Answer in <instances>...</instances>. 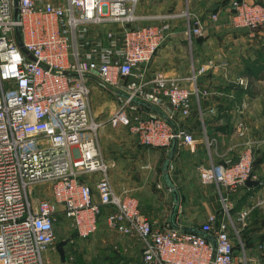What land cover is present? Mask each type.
I'll list each match as a JSON object with an SVG mask.
<instances>
[{
    "label": "built area",
    "instance_id": "2783aa9c",
    "mask_svg": "<svg viewBox=\"0 0 264 264\" xmlns=\"http://www.w3.org/2000/svg\"><path fill=\"white\" fill-rule=\"evenodd\" d=\"M138 5L139 0H0V264H46L59 219L71 220L85 240L99 229L103 209L109 230L143 243L142 264H260L244 244L238 252L232 237L250 210L237 219L230 213V196L253 179L251 140L236 162L200 171L204 186L219 189L225 212L209 214L199 233L152 222L136 198H121L113 189L91 85L119 97L111 123H129L141 146L169 154L175 138L181 146L193 145L194 135L176 119L190 118L194 99L200 102L208 92L195 73L170 77L151 64L180 32L177 24L184 23L181 33L192 41L204 38L220 17L189 8L145 17ZM228 11L235 30L264 26V0H232ZM17 26L34 59L20 48ZM232 82L250 89L246 77ZM48 185L49 196H35V187ZM258 248L264 254V246Z\"/></svg>",
    "mask_w": 264,
    "mask_h": 264
},
{
    "label": "crops",
    "instance_id": "0c3cea01",
    "mask_svg": "<svg viewBox=\"0 0 264 264\" xmlns=\"http://www.w3.org/2000/svg\"><path fill=\"white\" fill-rule=\"evenodd\" d=\"M231 1L139 0L138 13L151 17L188 8L195 14L219 13V21L204 38L189 41L181 33L184 23L177 24L180 32L161 47L151 64L153 71H163L170 77L188 79L195 73L200 80L199 87L208 92V96L201 98L200 102L194 99L190 118L176 119L195 137V143L191 146L178 144L169 168L171 180L180 196L176 223L181 227L198 230L202 223L199 226L194 224L199 218L218 212L206 192L199 193L188 187V176L196 175L200 180L203 168L228 161L236 162L247 140H251L255 149L252 180L258 182V185L246 186L232 194L230 213L237 219L240 211L250 210L242 224V228L247 229L245 237L251 241L256 238L254 240L264 244V78L255 81L253 97L232 82L236 77L248 78V65L257 58H264V26L254 31L232 28L228 11ZM214 6L218 8L212 11ZM184 58H192V71L183 69ZM255 75L258 78L261 73L256 72ZM102 142L105 145L102 155L109 165L108 176L115 193L121 198H136L141 211L152 222L158 225L170 224L174 196L164 180L163 172L161 175L157 173L158 153L149 154L145 148H136L137 158L132 159L131 154L126 156L117 148L114 153H108V142ZM158 150L167 156L163 149ZM196 195L200 202L194 201ZM200 207L202 212L193 213V210ZM107 230L108 234L114 233L117 236L108 239L114 245L115 254L120 257L115 264H142L143 243L139 239ZM100 238L102 242L107 241L106 234ZM257 244H252L250 248V255L254 258L263 254L255 247ZM257 259L260 261L262 258ZM260 264H264V258Z\"/></svg>",
    "mask_w": 264,
    "mask_h": 264
},
{
    "label": "rangeland",
    "instance_id": "374dc122",
    "mask_svg": "<svg viewBox=\"0 0 264 264\" xmlns=\"http://www.w3.org/2000/svg\"><path fill=\"white\" fill-rule=\"evenodd\" d=\"M156 58L153 59L152 63ZM192 58H184L183 69H188L192 71L194 68L191 65ZM200 83V80L198 81ZM199 85V84H198ZM93 89L92 94V106H93V116L96 120L102 123L101 133L99 137V143L101 147V151L105 150V145L103 144V140H106L107 146L106 150L108 153H114L116 148L117 150H121L125 153V155H132V159L137 158L136 152L138 150L136 148H145V151L149 154L158 153V163H157V173L161 175L162 166L169 154H164L163 151L157 149L143 147L138 144L135 139L132 137L129 129V123H125L117 126H113L111 123L112 116L117 112L118 108L121 105V100L117 95L113 93V90L110 88H98L95 85H91ZM201 89V88H200ZM251 89V88H250ZM104 147V148H103ZM103 148V149H102ZM255 154V149H254ZM189 186L194 189L196 192H206L210 201L215 203V206L219 213H224L225 208L221 201V197L219 194V189L215 185L204 186L196 175H189ZM35 196L42 197L47 194L49 196L50 189L48 186H37L34 188ZM185 191V190H183ZM194 201L200 202L199 196H195ZM202 212V207L196 210H193V213L197 214ZM200 220L196 222L194 225L199 226L204 222L205 218H199ZM106 218L102 215L99 219V229L95 234L91 237L83 240L80 239L76 233L75 229L72 226V221L64 218L59 219L55 226L56 230V244L51 248L47 253L44 254V258L46 264H115L120 259L118 254H115L114 245L111 241H108L110 238L117 237L114 233L108 234V230L106 228ZM238 227V235L236 232H232V237L236 243L237 247H240L241 243L245 245L246 249L250 253V248L252 244H257L255 247H259L263 242H258V240H248L245 237L246 228H242V225H237ZM240 229V230H239ZM106 234L107 241L102 242L101 236ZM70 240V243L66 246V254L67 261L65 263L61 262V258L59 253L57 252V245L63 240ZM239 249L237 251L239 252ZM251 254V253H250ZM252 256V255H251ZM253 257V256H252ZM264 258V254L256 256V258ZM260 260V262L262 261Z\"/></svg>",
    "mask_w": 264,
    "mask_h": 264
},
{
    "label": "water",
    "instance_id": "95a60500",
    "mask_svg": "<svg viewBox=\"0 0 264 264\" xmlns=\"http://www.w3.org/2000/svg\"><path fill=\"white\" fill-rule=\"evenodd\" d=\"M217 8H218V6H214L211 10L215 11ZM19 19H20L19 18V9H18V7H16V9H15V21L19 22ZM16 35H17V40H18V44H19L20 48L27 55H29L31 59H34L33 56L23 46L22 38H21V30H20L19 26L16 27ZM138 104L146 106L147 108L156 111L162 117H164L166 120H168L167 117L159 109L153 107L152 105L143 104L141 102H138ZM177 147H178V139L175 138L174 141H173L172 148L170 150L169 156H168V158L166 159V161L164 162V164L162 166V172H163L164 180H165L167 186L172 191V194L174 196V205H173V208H172V213H171V218H170V225H171V227H173L174 229H177V230H181V231H185V232L199 233V231L196 230V229L181 227V226H179L176 223V217H177V212H178L179 203H180V196H179V193H178L177 189L175 188L174 183L171 180V177H170V174H169V168H170L171 162L173 161L174 156L176 154ZM257 185H258V182L253 181L252 179H249L246 182V186L247 187H257ZM69 243H70L69 239L68 240H63L56 247L57 252L60 255L62 263H65L67 261L66 246Z\"/></svg>",
    "mask_w": 264,
    "mask_h": 264
},
{
    "label": "trees",
    "instance_id": "16d2710c",
    "mask_svg": "<svg viewBox=\"0 0 264 264\" xmlns=\"http://www.w3.org/2000/svg\"><path fill=\"white\" fill-rule=\"evenodd\" d=\"M256 72L261 73V75L258 78H255ZM246 75L248 77L250 88H251V89L247 90L246 93L253 97L255 95V93H253L252 87L254 86L255 81H258V80H261L264 78V58H257L254 62L250 63L248 65V68L246 69ZM102 212H103L102 215H104L106 217V215L108 214V210L106 211L105 209H103ZM76 235H77V233H76ZM238 248L239 247H237L236 249H238Z\"/></svg>",
    "mask_w": 264,
    "mask_h": 264
}]
</instances>
